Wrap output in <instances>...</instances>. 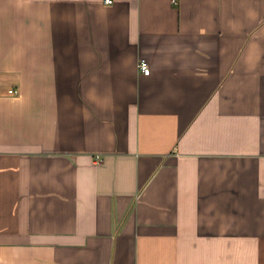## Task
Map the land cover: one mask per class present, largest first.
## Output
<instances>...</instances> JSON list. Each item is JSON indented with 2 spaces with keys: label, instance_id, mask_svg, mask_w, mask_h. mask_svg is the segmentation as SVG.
I'll use <instances>...</instances> for the list:
<instances>
[{
  "label": "crops",
  "instance_id": "obj_1",
  "mask_svg": "<svg viewBox=\"0 0 264 264\" xmlns=\"http://www.w3.org/2000/svg\"><path fill=\"white\" fill-rule=\"evenodd\" d=\"M0 264H264V0H0Z\"/></svg>",
  "mask_w": 264,
  "mask_h": 264
},
{
  "label": "built area",
  "instance_id": "obj_2",
  "mask_svg": "<svg viewBox=\"0 0 264 264\" xmlns=\"http://www.w3.org/2000/svg\"><path fill=\"white\" fill-rule=\"evenodd\" d=\"M112 1L113 0H104L105 3H112ZM138 67L145 74H147L149 72V66H148L147 60L144 58H141L139 60ZM10 91H12V90L10 89ZM96 159L99 160L98 157Z\"/></svg>",
  "mask_w": 264,
  "mask_h": 264
}]
</instances>
